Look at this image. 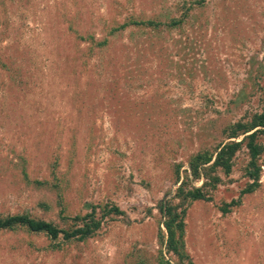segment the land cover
<instances>
[{"label":"rangeland","instance_id":"1","mask_svg":"<svg viewBox=\"0 0 264 264\" xmlns=\"http://www.w3.org/2000/svg\"><path fill=\"white\" fill-rule=\"evenodd\" d=\"M261 114L264 0H0V264H264V132L163 225Z\"/></svg>","mask_w":264,"mask_h":264},{"label":"trees","instance_id":"2","mask_svg":"<svg viewBox=\"0 0 264 264\" xmlns=\"http://www.w3.org/2000/svg\"><path fill=\"white\" fill-rule=\"evenodd\" d=\"M258 127H264V114L253 117L249 126L239 123L236 128L238 130L232 131V136H236L241 131L243 133H247L253 130L252 133L246 135L240 142L230 143L221 148L220 152L217 154L216 161L211 166L207 168L202 166L200 167V163L197 162V160H199L198 158L193 161L191 164L192 175L197 178L199 177V171H201V174L206 179V181L201 187L193 186L190 189H187L188 185L179 187L176 194V196L180 199L179 204L176 206L169 205L168 207L164 208L163 213H165L166 219L163 222V225L168 233L167 245L169 249L171 248L175 250L176 243L178 242L179 244V241L174 239L173 231L176 223H179V225L183 227L182 216L185 213V210H182V207L185 204L191 203L192 201L207 200L209 192L216 189L219 183L218 178L213 176L214 170H216L217 167H221L225 173H229L231 168L230 160L234 156L236 150L242 147H245L250 158V163L246 168V175L254 181L253 184L247 186L246 191L248 193H252L256 188L259 177L257 174L258 168L256 167L255 160L261 151L260 146L257 144L256 137L258 133L264 132V129H260L259 131L254 130ZM208 159L209 158L205 157L203 162L206 163ZM16 227L24 228L27 232L34 234L35 232H40L42 230L53 232V236L56 234V230L51 225L41 221H35V219H32L27 214L13 215L6 218L0 217V231L13 230ZM180 242L183 245L182 233H180ZM175 252L178 254V256L180 255L181 259L184 257V254H181L178 250H175Z\"/></svg>","mask_w":264,"mask_h":264}]
</instances>
